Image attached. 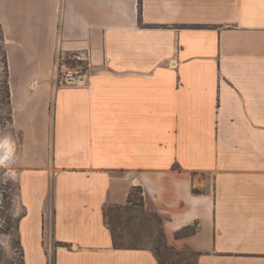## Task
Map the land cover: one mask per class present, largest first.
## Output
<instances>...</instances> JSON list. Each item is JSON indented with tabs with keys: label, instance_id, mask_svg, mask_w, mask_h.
<instances>
[{
	"label": "crops",
	"instance_id": "obj_1",
	"mask_svg": "<svg viewBox=\"0 0 264 264\" xmlns=\"http://www.w3.org/2000/svg\"><path fill=\"white\" fill-rule=\"evenodd\" d=\"M3 1L35 69L9 78L23 264H160L114 246L105 211L134 188L196 264H264V0H19L17 39ZM78 50L86 86L58 87Z\"/></svg>",
	"mask_w": 264,
	"mask_h": 264
},
{
	"label": "rangeland",
	"instance_id": "obj_2",
	"mask_svg": "<svg viewBox=\"0 0 264 264\" xmlns=\"http://www.w3.org/2000/svg\"><path fill=\"white\" fill-rule=\"evenodd\" d=\"M45 9L46 4L42 2L41 24L45 21ZM31 12L27 2L22 6L19 0L2 2L1 15L8 24L9 36L18 38L20 26L24 21L27 23ZM41 29L44 31L43 25ZM29 60L27 52L22 49L11 47L7 52L0 25V141L7 140V143L0 144V157L7 156L5 163L0 165V264H20L23 258L18 236V221L22 209L17 199L21 168L20 146L12 125L11 91L9 94L7 82L11 78L15 87L20 88L27 72L35 70L33 66H29ZM132 192L135 205L107 209L106 222L113 232L115 243L123 247L151 249L162 264H196V253L168 244L163 230L164 221H161L163 216L152 206L146 207L145 202L141 206V190L134 188ZM164 244L168 246L165 247Z\"/></svg>",
	"mask_w": 264,
	"mask_h": 264
},
{
	"label": "built area",
	"instance_id": "obj_3",
	"mask_svg": "<svg viewBox=\"0 0 264 264\" xmlns=\"http://www.w3.org/2000/svg\"><path fill=\"white\" fill-rule=\"evenodd\" d=\"M90 51H70L68 56L58 54L55 60V83L58 87L86 86L91 67Z\"/></svg>",
	"mask_w": 264,
	"mask_h": 264
},
{
	"label": "trees",
	"instance_id": "obj_4",
	"mask_svg": "<svg viewBox=\"0 0 264 264\" xmlns=\"http://www.w3.org/2000/svg\"><path fill=\"white\" fill-rule=\"evenodd\" d=\"M140 5H141V3H140ZM141 9H140V16H141ZM3 41H4V39H3ZM7 69H8V71H9V67L7 66ZM7 86H8V89H9V82H7ZM9 94H10V89H9ZM11 98V97H10ZM140 190H141V192H142V194H141V206H144V196H143V190H142V188H139ZM133 191V190H132ZM135 199H134V195H133V192H131L130 193V195H129V198H128V203L130 204V205H135ZM118 208H123V207H118ZM105 216H107V209H106V211H105ZM165 220H166V218L165 217H163V218H161V221H164L165 222ZM164 222H163V224H164ZM194 230H195V228L193 227V228H188V229H185V230H182L181 232H179L177 235H176V237L177 238H181V237H183V236H188L189 234H191V233H193L194 232ZM188 231V232H187ZM113 233V232H112ZM19 244H20V241H19ZM20 246H21V244H20ZM114 246H115V248H144V247H123V246H118L117 245V243H115V240H114ZM164 246L165 247H167L168 245L167 244H164ZM22 248V247H21ZM24 256V253H23V249H22V257ZM157 256V255H156ZM157 258H158V256H157ZM159 260V259H158ZM23 262H24V259L22 258V262L20 263V264H23ZM159 263L160 264H162L161 262H160V260H159Z\"/></svg>",
	"mask_w": 264,
	"mask_h": 264
},
{
	"label": "clouds",
	"instance_id": "obj_5",
	"mask_svg": "<svg viewBox=\"0 0 264 264\" xmlns=\"http://www.w3.org/2000/svg\"><path fill=\"white\" fill-rule=\"evenodd\" d=\"M5 143H7V140L0 141V144H5ZM6 159H7V156L0 157V165L4 164Z\"/></svg>",
	"mask_w": 264,
	"mask_h": 264
},
{
	"label": "bare ground",
	"instance_id": "obj_6",
	"mask_svg": "<svg viewBox=\"0 0 264 264\" xmlns=\"http://www.w3.org/2000/svg\"><path fill=\"white\" fill-rule=\"evenodd\" d=\"M11 147V146H10ZM8 148V147H7ZM12 153V152H11ZM10 154V153H9Z\"/></svg>",
	"mask_w": 264,
	"mask_h": 264
}]
</instances>
